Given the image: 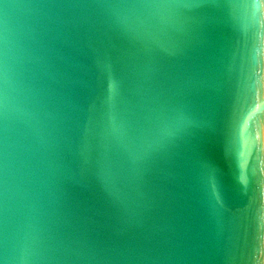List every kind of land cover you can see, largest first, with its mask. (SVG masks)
Wrapping results in <instances>:
<instances>
[{
	"label": "water",
	"instance_id": "95a60500",
	"mask_svg": "<svg viewBox=\"0 0 264 264\" xmlns=\"http://www.w3.org/2000/svg\"><path fill=\"white\" fill-rule=\"evenodd\" d=\"M0 264H264V0H0Z\"/></svg>",
	"mask_w": 264,
	"mask_h": 264
}]
</instances>
